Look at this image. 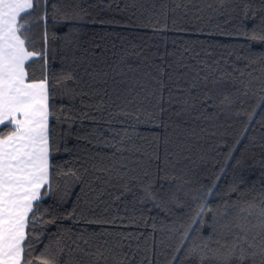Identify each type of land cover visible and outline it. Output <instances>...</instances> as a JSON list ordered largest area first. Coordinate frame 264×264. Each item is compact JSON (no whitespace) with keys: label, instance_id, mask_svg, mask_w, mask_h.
Listing matches in <instances>:
<instances>
[{"label":"snow or ice","instance_id":"1","mask_svg":"<svg viewBox=\"0 0 264 264\" xmlns=\"http://www.w3.org/2000/svg\"><path fill=\"white\" fill-rule=\"evenodd\" d=\"M174 2L173 12L181 7L187 9V5ZM41 5L42 14L35 20L27 19ZM229 6L230 0H217L214 10H226ZM86 13L87 9L75 0H66L59 6L52 3L50 10L49 0H0V264H134L132 243L137 242L138 249L140 236L127 229L139 227V223L123 203L133 195L132 185H136L137 204L151 203L158 210L171 212L179 205L178 210L183 211L191 196L193 214L190 223L182 228L173 264L180 253L195 264H264V193L241 203L239 187H233L229 199L236 195L237 201L226 202L217 211L209 207L213 202L209 197L215 196L223 174L211 187L199 189L197 196L185 191L186 183L177 185L176 178L165 188L150 170L129 167L130 156L142 155L133 145L139 125L147 122L146 117L138 114V106L145 101L151 100L157 107L168 103L179 110L178 115L197 120L208 118L206 114L231 112L254 91L264 92V0H259L258 7L253 6V0H245L239 12L225 18L226 31L220 25L208 33L198 29L199 35L218 34L242 40L239 48L220 46L224 51L216 55L185 45L178 55L166 50L164 55H158L156 59L162 63L141 61L143 53L133 48L92 77L105 82L110 74L114 81L119 77L126 91L118 93L122 95L118 111L106 102V91L99 103L89 106L105 114L107 127L96 138L95 146L110 153L98 152V163L92 165L96 187L89 185L92 204L88 211L93 213L90 219L78 204L66 215L42 207L51 198L50 171H55L50 163L54 147L50 119H56L54 105L50 103L55 99L52 92L56 85L75 79L73 73L67 72L56 80L49 71L50 44L59 37L50 33L47 25H57L58 30L66 28ZM172 23L178 33L187 29V25L179 26L175 20ZM37 24L44 25L38 49L32 33ZM155 30L170 31L167 17ZM74 35V31L68 32L69 45ZM168 56L176 59L168 62ZM36 62H41L39 77L32 67ZM141 63L143 67L134 66ZM164 91L168 92L167 100L158 95ZM173 93L177 95L173 97ZM259 108H264V96ZM248 119L250 126L254 115ZM69 174L76 177L77 183L82 182L77 173ZM164 182L168 183L167 177ZM121 206L124 215H120ZM65 220L73 221V227L83 223L98 226L102 231L89 233L88 227L77 232L71 228L61 230L59 225ZM109 228L124 230L110 232ZM204 231L208 234L204 235ZM126 248L128 252L124 251Z\"/></svg>","mask_w":264,"mask_h":264},{"label":"trees","instance_id":"2","mask_svg":"<svg viewBox=\"0 0 264 264\" xmlns=\"http://www.w3.org/2000/svg\"><path fill=\"white\" fill-rule=\"evenodd\" d=\"M65 2L66 0H49V10L52 3L59 6ZM75 2L87 9L82 19L59 30L57 25H47L49 32L59 37L56 42L50 44L49 71L56 80L62 79V75L67 72L73 73L75 79L68 81L66 85H56L52 92L55 99L50 103L54 105L56 119H50L54 140L50 163L55 171H50L51 198H48L42 207L66 215L78 204L90 219L93 213L88 211V205L92 204L89 185L96 187L92 165L98 163V152L100 155L110 153L107 150L101 152L95 146L96 138L107 127L104 123L105 114L89 106L99 103V98L106 91V102L111 103L113 111H118L122 101V95L118 93L126 91L119 77L114 81L110 74L106 82L92 77L101 69L107 70L109 65L133 48L143 53L141 61L147 60L149 63H162L156 59L158 55H164L165 50L167 53L178 55L185 45L196 51L207 49L216 55L224 51L220 46L239 48L244 43L242 40H232L218 34L209 36L197 33L198 29H204L205 33L214 31L217 25L226 31L225 18L229 14L235 15L239 12L245 0H230L228 9L222 11L214 10L217 0H176L182 5H187V9L181 7L175 12L172 11L175 8L174 0ZM208 5L213 7L209 8ZM253 6L258 7L259 0H253ZM198 9L202 11L194 15ZM42 10L43 5L30 12L27 19H37ZM185 11L187 15L184 14ZM165 17L170 31H156L155 29L164 23ZM173 20L179 26L187 25L186 31L176 32ZM43 28V24L34 25L32 28L37 49L40 47ZM69 31L75 32L71 45L66 42ZM167 59L172 62L176 56H168ZM40 63L32 65L37 77L40 75ZM134 66L143 67V64ZM158 95H162L165 100L168 98L167 91ZM176 95L173 93V97ZM262 96L264 92L254 91L231 112L206 114L208 118L197 120L178 115L179 110L174 106L170 107L168 103L157 107L151 100L145 101L138 106V114L146 117L147 122L139 125V135L133 145L140 149L142 155L130 156L132 163L129 167L143 166L150 170L158 176L165 188L176 178L177 185L186 183L185 191L190 190L192 195L197 196L200 194L199 189L211 187L223 174L215 196L209 197L213 201L209 207L217 211L222 210L226 202L237 201L236 195L229 199L233 187H239L237 195L241 203L245 199L258 197L264 193V108H259ZM237 112L240 115H237ZM252 115L254 120L249 126L248 118ZM65 116L69 119H63ZM177 146L183 150L179 151ZM73 172L79 175L81 183H77L76 177L69 174ZM165 177L168 183L164 182ZM132 188L133 195L128 196L123 203L128 205L129 214H135L139 223V227L127 229L140 236L138 249L137 242L132 243V249L135 250L134 264H140L141 260L144 264H148L149 260L151 264H173L172 257L180 246L182 228L190 223L193 214L195 205L191 196L183 211L178 210V205L169 212L167 209L158 210L151 203L137 204L136 185H132ZM115 207L114 205L113 215L116 214ZM124 214L121 206L120 215ZM205 220H208L207 216ZM85 227H88L89 233L102 231L98 226H87L83 223L73 227V221L70 220H65L59 225L61 230L71 228L73 232ZM123 230L108 229L110 232ZM55 231L53 228L52 232ZM203 234L208 233L204 231ZM124 251L129 250L126 248ZM179 255V260L174 264H195V261L185 258L183 253Z\"/></svg>","mask_w":264,"mask_h":264}]
</instances>
